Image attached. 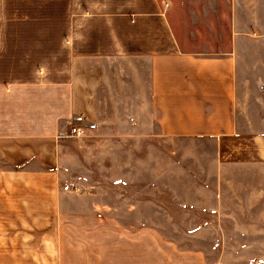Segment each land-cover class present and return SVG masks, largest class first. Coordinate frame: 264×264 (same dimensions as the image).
Segmentation results:
<instances>
[{
	"label": "crops",
	"instance_id": "obj_1",
	"mask_svg": "<svg viewBox=\"0 0 264 264\" xmlns=\"http://www.w3.org/2000/svg\"><path fill=\"white\" fill-rule=\"evenodd\" d=\"M220 3L0 0V255L40 250L33 246L42 245L43 225L58 206L62 151L78 112V65L87 58L149 59L148 114L157 135L213 144L216 167L257 169L264 187V78L244 72L254 45L248 35L264 42V6L247 15L242 0H226V9ZM198 18L212 30H197L195 42L184 27ZM259 48L254 58L264 62ZM162 59L187 66L181 82L165 81ZM102 218H79L99 245L83 252V264H217L156 228L132 231Z\"/></svg>",
	"mask_w": 264,
	"mask_h": 264
},
{
	"label": "rangeland",
	"instance_id": "obj_2",
	"mask_svg": "<svg viewBox=\"0 0 264 264\" xmlns=\"http://www.w3.org/2000/svg\"><path fill=\"white\" fill-rule=\"evenodd\" d=\"M242 2L247 15L262 14L257 6L264 0ZM220 7L226 9V0ZM184 28L195 42L197 30H212L199 18ZM248 36L254 45L244 72L247 79L264 78V62L254 58L264 42L254 43L255 33ZM84 62L78 65L74 118L83 136L69 137L62 151L55 214L43 225L42 245L33 246L38 254L0 255V264H83V252L99 248L97 240H89L88 223L79 221L84 216L110 217L132 231L156 228L177 246L200 249L217 264H264V187L257 169L216 167L213 144L157 135L148 114L154 67L149 59ZM158 68L169 83L187 71L171 59L160 60Z\"/></svg>",
	"mask_w": 264,
	"mask_h": 264
},
{
	"label": "built area",
	"instance_id": "obj_3",
	"mask_svg": "<svg viewBox=\"0 0 264 264\" xmlns=\"http://www.w3.org/2000/svg\"><path fill=\"white\" fill-rule=\"evenodd\" d=\"M69 136L73 137H82L83 136V131L76 125H72L69 129ZM263 260H254L250 261L249 264H261Z\"/></svg>",
	"mask_w": 264,
	"mask_h": 264
}]
</instances>
